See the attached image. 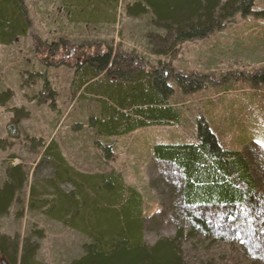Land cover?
<instances>
[{
    "label": "rangeland",
    "instance_id": "obj_1",
    "mask_svg": "<svg viewBox=\"0 0 264 264\" xmlns=\"http://www.w3.org/2000/svg\"><path fill=\"white\" fill-rule=\"evenodd\" d=\"M24 1L31 27L17 41L0 44V91H12V97L0 106V186L10 166L20 165L25 175L7 212L0 214V237H7L6 248L12 242L20 248L23 240H29L38 246L34 256L37 264H72L82 256V245L91 242L78 228L46 214L34 202L30 205V186L41 191L43 197L48 193L43 185L51 169L42 151L50 140L75 171L92 175L118 171L124 182L140 193L145 219L143 238L148 245L159 236H175L181 224L175 210L166 212L161 219L149 220L161 209L158 186L167 193L162 181L167 167L152 156L153 145L196 143L200 118L223 148L249 152L258 171L259 191L264 192V83L250 78L264 69V0H254L257 14H237L207 38L180 46L173 67L186 73L206 74L208 78L203 88L192 93H183L175 86L170 102L180 111L178 123L151 125L118 136L101 135L95 122H90L100 117L106 103L97 96L84 95L82 90L76 92L71 65L82 52L97 48L102 51L107 46L155 65L164 58L148 50L146 34L155 30L150 15L127 16L124 9L132 0H119L115 15L109 11L105 20L83 21L73 17L77 11L72 13L65 0ZM61 42L65 43L63 48ZM53 43L59 46L54 55L48 50ZM65 52L70 53L67 59ZM63 60L64 64L58 63ZM43 79L50 85L49 96L43 91ZM238 207V215L244 217L245 210ZM182 226L189 231L190 220L184 218ZM236 226L226 224L209 238L203 232H193L188 239H182L191 264H264L263 243L242 235L240 230L228 231ZM0 264H15L1 248Z\"/></svg>",
    "mask_w": 264,
    "mask_h": 264
},
{
    "label": "trees",
    "instance_id": "obj_2",
    "mask_svg": "<svg viewBox=\"0 0 264 264\" xmlns=\"http://www.w3.org/2000/svg\"><path fill=\"white\" fill-rule=\"evenodd\" d=\"M65 2L72 13L77 11L75 19L86 21L105 20L104 15L109 16V11L115 15L119 0ZM253 5L254 0H132L126 4L127 16L150 15L155 30L146 34L148 50L151 55L164 59L147 65L137 55L123 53L112 46L75 56L71 66L76 92L82 90L84 95L97 96L106 103L100 117L90 122H95L98 132L105 136L123 135L151 125L178 123L180 111L170 102L175 86L183 93H192L203 88L208 78L206 74L186 73L173 67L180 46L207 38L237 14H257ZM93 11L96 14L92 16ZM30 27L31 19L24 0H0V44L17 41ZM64 45L61 42L60 47ZM56 47V43L48 47L52 55L59 48ZM69 55L65 52V59ZM250 78L264 83V69ZM43 80V91L49 96L52 94L50 85L47 79ZM11 97V90L0 91V106ZM198 121L196 143L153 145L152 156L167 167L162 174L167 193L154 185L162 199L161 209L149 220L161 219L166 212L175 210L181 224L175 236H159L152 245L143 238L142 196L124 182L120 172L80 173L68 165L53 140L43 146L42 157L48 158L51 169V176L43 185L48 193L43 197L41 191L30 186V205L34 202L46 214L90 237L91 242L82 245V256L72 264H191L182 247V239H188L193 232H203L209 238L226 224H237L235 229L230 227L228 231L240 230L242 235H250L264 245L261 241L264 238V192L259 191L258 171L253 167L249 152L223 148L207 122L203 118ZM105 153L108 156L107 147ZM24 182L20 165L7 168V179L0 186V214L7 212ZM65 184L69 187L64 188ZM239 205L245 210L244 217L238 215ZM184 218L190 220L187 232L182 226ZM219 236L222 238L224 234ZM6 240L7 237H0V248L12 263L37 264L34 261L37 244L23 240L20 248L15 242L6 248Z\"/></svg>",
    "mask_w": 264,
    "mask_h": 264
}]
</instances>
